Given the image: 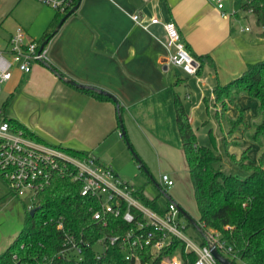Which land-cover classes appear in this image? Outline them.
Listing matches in <instances>:
<instances>
[{"label":"crops","instance_id":"obj_1","mask_svg":"<svg viewBox=\"0 0 264 264\" xmlns=\"http://www.w3.org/2000/svg\"><path fill=\"white\" fill-rule=\"evenodd\" d=\"M11 1L16 8L29 10L26 17L20 11L14 15L16 27L41 40L55 18L54 9L39 0ZM79 1L76 11L49 42V62L36 63L30 73L15 69L3 85L0 110L46 143L89 151L138 189L128 176L134 156L129 144L144 164L151 151L171 154L179 134L175 93L180 95L192 126L197 114L205 117L203 107L208 114L216 110V87L238 78L248 64L264 60L262 29L242 24V17H231L226 5L221 10L211 0ZM135 14L149 27L135 21ZM155 17L159 23L151 22ZM171 20L189 51L195 57L206 56L198 76L169 60V37L163 23ZM38 27L43 28L40 38L34 36ZM191 76L204 90L194 86ZM70 79L117 98L124 109L123 126L129 142L118 128L116 102L95 98ZM206 89L209 95L203 92ZM171 198L169 195V201L179 205Z\"/></svg>","mask_w":264,"mask_h":264},{"label":"trees","instance_id":"obj_2","mask_svg":"<svg viewBox=\"0 0 264 264\" xmlns=\"http://www.w3.org/2000/svg\"><path fill=\"white\" fill-rule=\"evenodd\" d=\"M242 8L247 11L252 9L256 24L262 29L261 35L264 37V0H246ZM67 13L57 11L41 42H49L52 39L56 28ZM205 57L204 55L195 57L200 62L197 73H200ZM78 88L95 98L114 101L112 96L100 93L96 88ZM240 93L258 100L260 121L254 125L251 138L264 139V60L248 64L247 70L238 78L225 85H218L214 90V101L216 104L221 102L223 109H228L229 102H237ZM6 104L7 102L4 103V107ZM174 107L177 128L200 211L198 223L204 224L200 231L205 234L210 228L218 230L233 246L237 255L235 261L264 264V159L259 163L248 162L250 158L248 154L237 158L229 152L226 144L229 137L224 135L225 150L229 159L245 171L246 175L225 172L218 167L223 156L217 152L213 132L210 131V135L214 146H200L197 143V133L178 93L174 95ZM117 109L120 128L124 109L121 105L117 106ZM243 113L244 110L241 109L238 119L233 121L230 136L234 135L244 121ZM216 115L218 117V113ZM3 116L14 128L24 129L35 139L43 141L19 122L8 118L4 113ZM125 139L129 142L127 135ZM56 146L81 159L89 158L91 154L89 151ZM138 162L144 166L143 161ZM82 186L80 181H73L68 176H56L46 188L39 191L33 206L31 208L26 206L24 227L6 250L0 253V264H135L134 259H126L128 251L126 243L118 241L111 244L107 236L121 235L132 229L138 230L137 226L125 221L123 215H110L108 225L103 226L92 214L93 210L99 208V201L91 196H83ZM10 193L15 196L11 190ZM134 195L155 211L161 214L166 212L158 197L151 198L146 195L143 186L138 188ZM1 201L4 203L5 200ZM32 209H35L34 214L31 213ZM125 210L126 205L123 206V212ZM136 214L138 218L144 220L139 212ZM61 216L64 218L63 230L58 229V221H54ZM191 224L189 222V225ZM148 229L149 226L146 227V230ZM67 232L85 242L82 243L81 255L74 250L61 254ZM101 239L105 240L104 251L97 248ZM204 243L205 238L202 244ZM132 251L141 258V264H161L177 252L180 253L184 264H195L198 257L194 251L187 252L184 244L176 237L159 255L152 253L151 246L143 248L136 246ZM100 252L102 253L98 257Z\"/></svg>","mask_w":264,"mask_h":264},{"label":"built area","instance_id":"obj_3","mask_svg":"<svg viewBox=\"0 0 264 264\" xmlns=\"http://www.w3.org/2000/svg\"><path fill=\"white\" fill-rule=\"evenodd\" d=\"M39 1L64 13L74 8L79 0ZM211 1L217 5L218 9L222 10L225 6L224 0ZM248 11L252 12V9ZM133 18L138 23H142L139 14L133 15ZM151 22L159 23L160 20L155 17ZM142 25L145 28L149 27V24L142 23ZM163 25L169 37L167 47L170 62L188 74H197L200 62L188 50L176 23L171 20L164 22ZM49 42L43 45L44 42L29 37L22 27L15 30L7 45L0 49V92L3 85L11 79L15 69L30 73L36 63L49 62ZM0 176L6 181L12 193L20 198L30 196L33 204L37 199V193L46 188L56 176H68L73 181H80L83 185L81 194L94 197L99 201V208L92 211L94 219L101 221L103 226H107L110 215H123L125 221L137 226L138 230L132 229L121 235L107 236L111 244L118 241L125 242L128 247L126 259H134L135 264H141V258L133 253L134 247L151 246L152 253L159 255L164 248L171 245L175 237L184 244L187 252L194 251L198 255L195 264H222L213 254L211 249L213 246L222 255L230 256L229 259L235 263L247 264L234 260L237 255L233 246L218 230L207 229L203 234L204 244H197L180 230L177 216L181 214V211L176 202L170 201L165 207L164 214L155 211L134 195L137 190L135 187L122 179L111 167L101 163L94 155L90 154L89 158L81 159L54 144L39 141L24 129L11 126L4 119L3 110H0ZM174 183L175 181L168 173L161 175L162 189L171 188ZM124 205L126 210L123 212ZM136 212H139L144 220L138 218ZM54 221H58V229H64L62 216ZM148 226L150 229L146 230ZM200 226L203 228L204 224ZM82 243L85 242L67 232L61 254L74 250L81 255ZM100 244L101 251H104L105 240L101 239ZM161 264L184 263L180 253L177 252L169 262L163 261Z\"/></svg>","mask_w":264,"mask_h":264},{"label":"rangeland","instance_id":"obj_4","mask_svg":"<svg viewBox=\"0 0 264 264\" xmlns=\"http://www.w3.org/2000/svg\"><path fill=\"white\" fill-rule=\"evenodd\" d=\"M244 2H246V0H224L226 5L225 9L227 12L229 11L233 14L231 16L233 18L239 19L242 17V24H251L258 29L259 26L256 24V20L252 12L242 8V4ZM40 6L41 5L37 4L38 9H40ZM18 11H20L21 15H24L25 17L29 12L27 8H16L11 0H0V46L6 43L10 36L9 34L17 28L16 23L18 21L17 17L15 18L14 15H16ZM30 11L32 10L30 9ZM235 11L237 12L236 14ZM53 12L55 14L57 13L55 9ZM244 14H246L245 17ZM37 30H39V33L34 34V36L40 38V31L43 30V28L38 27ZM195 75L198 76V74ZM191 77L194 78V86L199 89V86H201L199 85L200 82L197 83L195 76ZM201 87L204 90V86ZM184 92L185 89L182 90V93ZM203 92L207 93V95L210 93L209 89H206ZM2 99L3 95H0V106L3 102ZM233 105L235 106L234 108L232 107ZM215 107L216 110L211 111L209 114L203 107L205 117H202L203 114L196 115L197 118L193 123V127L197 133V143L200 146L204 145L213 147L214 142L210 136V131L213 130L217 137V152L221 153L223 156V160L218 164V167L222 168L227 173L245 176L246 172L240 169L229 159L225 150L226 148L223 138L224 135L229 137V140L226 143L228 150L237 158H241L248 154L250 156L247 160L248 162L259 163L261 159H264L262 158L264 153V139L253 140L251 138V134L254 132V125L260 121L258 100L251 98L244 93H240L237 102H229L227 107L228 109H223L221 102L215 104ZM241 109L244 110V121L234 132V135L230 136L229 131L232 128L233 121L238 119ZM216 113H218L219 118ZM201 118L204 119L202 120ZM177 133H179V131ZM177 135L178 143L175 145L176 149L173 150L174 153L171 152V154L168 153L165 155V153L157 154L156 152L151 151V155L148 159H146L147 164L143 165L147 168V171H150L151 177L148 175L146 169L143 168L142 164L138 162V159L136 160L133 156V160L131 162L133 168H130L128 175L130 177L129 180L134 184V186L139 185L137 188L143 186V190L146 195L151 197L159 196V201L163 207H166V205L168 206V203L170 202L169 195H171L174 198H171L172 200L177 201L191 217L199 221L200 211L195 198L187 158L182 146L180 134ZM135 152L137 153L136 150ZM137 155L139 156L138 153ZM139 158L141 159L140 156ZM163 172H168L173 180H175V183L171 188H165L166 191L162 189L160 185V177ZM157 184H159L160 187H158ZM1 200H5L4 203H2ZM0 202V253H2L24 227L26 206L29 207L33 205V201L30 196H25L23 198L13 196V194L10 193L9 187L0 176ZM177 221L180 230L187 234L193 241L197 244H201L203 242V233L193 224L189 225L190 221L184 214L178 215ZM183 226L185 227L183 228ZM97 248L102 250V245L98 244ZM225 256L230 258L228 255ZM165 261L169 262L170 259H165Z\"/></svg>","mask_w":264,"mask_h":264},{"label":"water","instance_id":"obj_5","mask_svg":"<svg viewBox=\"0 0 264 264\" xmlns=\"http://www.w3.org/2000/svg\"><path fill=\"white\" fill-rule=\"evenodd\" d=\"M79 4H80V1H78V3L75 5V7L72 8V9L67 13V15L61 20V22L59 23L58 27H57L56 30H55V33L59 30V28H60V27L62 26V24L65 22V20L67 19V17H69L70 15H72V14L76 11V9L78 8ZM46 43H47V41H45V42L43 43V45H45ZM68 81H69L71 84H73V85L83 87V85L78 84V83H77L76 81H74V80H71V79H70V80H68ZM97 90H98L100 93L108 94V95L112 96V98H113L114 101L116 102L117 106L120 105V103H119V101L117 100V98H115L113 95L107 93V91H105V90H101V89H97ZM121 128H122V133L125 135V134H126V131H125V129H124L123 123H122V125H121ZM129 147L131 148V151L133 152V155L135 156V158L138 159V161H140L141 159L139 158V156L137 155V153H136L135 150L131 147L130 144H129ZM146 171H147V169H146ZM157 186L160 187L159 184H157ZM178 206H179V205H178ZM179 209H180L181 213L184 214V215L186 216V218H187V219H188V220H189V221H190V222H191L196 228H198L199 230H201V226H200V224L198 223L197 220H195L193 217H191V216L187 213V211H186L185 209H183V207L179 206ZM34 212H35V209H32L31 213L34 214ZM211 249H212V252H213V254L215 255V257H216V258H217L222 264H237V263H235L234 261L230 260L228 257L222 255V254L217 250V248H216L215 246H213Z\"/></svg>","mask_w":264,"mask_h":264}]
</instances>
